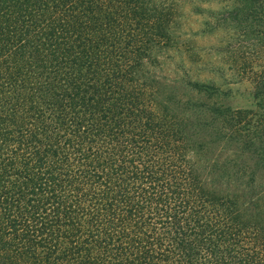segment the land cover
Returning a JSON list of instances; mask_svg holds the SVG:
<instances>
[{"label":"trees","instance_id":"trees-1","mask_svg":"<svg viewBox=\"0 0 264 264\" xmlns=\"http://www.w3.org/2000/svg\"><path fill=\"white\" fill-rule=\"evenodd\" d=\"M172 5L0 0V252L17 264H264V230L202 186L187 131L254 122L202 100L210 84L183 99L155 78ZM235 15L264 38V0ZM253 94L262 124L264 64Z\"/></svg>","mask_w":264,"mask_h":264},{"label":"rangeland","instance_id":"rangeland-1","mask_svg":"<svg viewBox=\"0 0 264 264\" xmlns=\"http://www.w3.org/2000/svg\"><path fill=\"white\" fill-rule=\"evenodd\" d=\"M173 4L168 27L171 43L156 52L158 64L153 69L156 80H166L170 87L162 96L168 95L174 85L175 93H170L176 98L184 99L183 92L198 97L194 90H187L191 87L186 80L210 84L212 93H201L202 100H216L235 118L244 116L254 122L253 128L252 122L244 124L231 139L223 135L227 130L203 126L191 130L189 123L187 131L194 136L188 142L191 150L201 147L199 153L191 154V160L200 169L202 186L218 196L235 199V207L246 213L244 218L264 230V167L259 161L264 148V123L253 120L259 113L253 94L254 77L263 68L264 38L251 33L247 21L236 17L235 0H173ZM168 104L172 108L173 102ZM248 140L253 142L250 149L244 145ZM233 164L240 168L236 174ZM250 171L255 173L251 175ZM250 180L252 185L246 187ZM238 235L252 254L254 232L247 229ZM256 244L260 247L261 242ZM18 259L0 252V264H17Z\"/></svg>","mask_w":264,"mask_h":264}]
</instances>
